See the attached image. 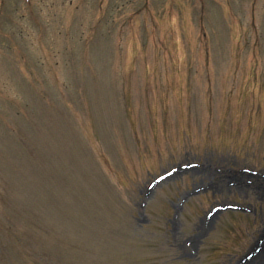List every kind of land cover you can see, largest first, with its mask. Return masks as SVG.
Segmentation results:
<instances>
[{
  "label": "rangeland",
  "instance_id": "obj_1",
  "mask_svg": "<svg viewBox=\"0 0 264 264\" xmlns=\"http://www.w3.org/2000/svg\"><path fill=\"white\" fill-rule=\"evenodd\" d=\"M0 264H264V0H0Z\"/></svg>",
  "mask_w": 264,
  "mask_h": 264
}]
</instances>
